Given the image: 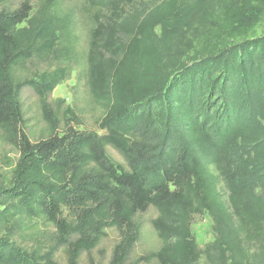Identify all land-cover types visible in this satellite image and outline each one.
Masks as SVG:
<instances>
[{
	"label": "trees",
	"instance_id": "1",
	"mask_svg": "<svg viewBox=\"0 0 264 264\" xmlns=\"http://www.w3.org/2000/svg\"><path fill=\"white\" fill-rule=\"evenodd\" d=\"M10 0H0V6ZM105 0L84 59L90 95L103 112L97 130L66 127L32 143L21 131L20 95L44 107L69 70L23 77L27 63L65 58L61 28L44 0L0 10V129L17 148L0 188V228L46 221L47 252L0 235V264H78L106 231L118 234L109 264H127L149 209L160 242L144 264H264V0ZM63 29V26H61ZM111 148L121 163L107 154ZM207 215L213 242L200 250L195 217Z\"/></svg>",
	"mask_w": 264,
	"mask_h": 264
},
{
	"label": "rangeland",
	"instance_id": "2",
	"mask_svg": "<svg viewBox=\"0 0 264 264\" xmlns=\"http://www.w3.org/2000/svg\"><path fill=\"white\" fill-rule=\"evenodd\" d=\"M43 1L10 0L1 5L0 10L14 12L26 4L33 16ZM151 1L155 0H135L134 7L137 9L149 7ZM104 2L105 0H55L52 11L57 16L58 25L61 28L58 35V48L63 50L65 58L54 63L33 60L25 65L23 77L36 81L35 77L39 74L59 66L69 70V74L49 94L44 107L29 87L22 89L20 128L32 143L45 140L52 130L60 134L66 127L102 134L97 127L103 112L92 99L86 85L84 59L89 35L94 26V16L102 10L103 15L99 20L104 22L102 18L108 17V10L102 8ZM262 35H264V22L255 31L256 37ZM107 154L113 161L121 163L120 155L113 149L108 148ZM17 158L16 145L0 129V188L8 185ZM154 217L155 212L152 209L137 217L140 238L133 247L127 264H144L137 262L158 250L160 242L150 226V221ZM17 225L19 228L10 231L0 228V235L10 236L9 238L18 246L29 251L45 253L54 246L56 231L51 223L42 220H22ZM192 235L200 250H204L213 242L211 222L207 215L194 218ZM117 241V232L113 229L107 230L106 236L94 250L83 253L79 257L78 264H109ZM54 257L59 264H66V257L61 248L56 249ZM198 264H206L203 255Z\"/></svg>",
	"mask_w": 264,
	"mask_h": 264
}]
</instances>
